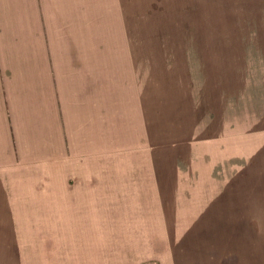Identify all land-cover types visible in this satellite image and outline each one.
Wrapping results in <instances>:
<instances>
[{
    "label": "rangeland",
    "instance_id": "1",
    "mask_svg": "<svg viewBox=\"0 0 264 264\" xmlns=\"http://www.w3.org/2000/svg\"><path fill=\"white\" fill-rule=\"evenodd\" d=\"M123 2L122 27L111 17L98 22L91 54L85 46V59L69 67V101L81 104L71 133L85 136L74 139L75 152L62 155L53 135L59 156L19 164L7 146L0 152L1 247L3 230L20 227L8 218L33 211L45 193L32 186L66 175L51 165L69 167L71 185L85 165L82 186L96 212L122 227L146 213L139 227L149 219L162 259L170 257L164 264H264V0ZM19 63L22 97L30 110L42 106L49 123L47 62ZM44 128L37 123L34 133L49 139Z\"/></svg>",
    "mask_w": 264,
    "mask_h": 264
},
{
    "label": "crops",
    "instance_id": "2",
    "mask_svg": "<svg viewBox=\"0 0 264 264\" xmlns=\"http://www.w3.org/2000/svg\"><path fill=\"white\" fill-rule=\"evenodd\" d=\"M123 3V0H0V152L7 146L14 163H27V156L29 162L35 163L45 156L43 152L59 156L56 146L52 149L53 136L60 139L62 155L75 152L74 141L84 139V134L80 137L71 133V113H75L77 107L80 110L81 104L78 102L76 107V100L73 104L69 101L74 83L68 79L69 67L71 62L85 59V46L91 54L88 46L96 43L91 40V28L99 30L98 22L112 21L111 17L115 29L122 27L118 14ZM101 4L104 8L99 13ZM137 12L135 2L129 8L126 21L131 23L132 13ZM103 13L106 16L102 18ZM33 60L47 62L53 98L49 123L42 106L30 110L27 99L22 97L26 82L21 78L26 75L18 65ZM10 68L14 69L11 74ZM62 77L67 80L63 82ZM37 123L41 130L50 129L49 139L41 131L34 133ZM40 134L49 144L39 139ZM83 146L84 140L78 152H85ZM98 169L101 172V168ZM62 170L58 165L50 166L54 175L70 172L69 167ZM105 170L102 168V172ZM72 171L75 172L73 167ZM89 171L85 165L81 166L73 185L70 180H64V175L61 182L49 180V187L43 184L31 187L45 189V193L40 192L42 196L33 199V211L20 212L18 219L8 218L18 220L20 227L3 230L0 247L4 263L164 264V260L170 259L169 256L162 259L159 248L164 242L155 239L149 219L143 224L145 228L139 227L137 220H143L146 213L133 214L127 218L128 225L122 227L121 218L109 220L107 214L96 212L97 202H91L88 191H84V175H80ZM31 184L25 182L22 188H29ZM130 220L134 221L130 223Z\"/></svg>",
    "mask_w": 264,
    "mask_h": 264
}]
</instances>
